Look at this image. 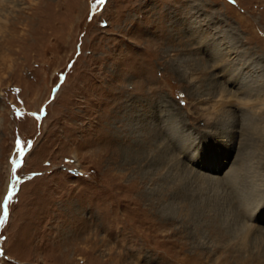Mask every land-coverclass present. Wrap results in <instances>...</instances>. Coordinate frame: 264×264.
Listing matches in <instances>:
<instances>
[{
    "label": "rangeland",
    "instance_id": "1",
    "mask_svg": "<svg viewBox=\"0 0 264 264\" xmlns=\"http://www.w3.org/2000/svg\"><path fill=\"white\" fill-rule=\"evenodd\" d=\"M237 257L264 261V0H0V264Z\"/></svg>",
    "mask_w": 264,
    "mask_h": 264
},
{
    "label": "bare ground",
    "instance_id": "2",
    "mask_svg": "<svg viewBox=\"0 0 264 264\" xmlns=\"http://www.w3.org/2000/svg\"><path fill=\"white\" fill-rule=\"evenodd\" d=\"M223 55H225V54H223ZM230 68L231 67L228 68V66H225L222 69L224 72L220 75V76H223V78H224V80L226 81L227 84L233 83L232 85L237 86L238 89H240L243 86V84L245 86V84H248V82L250 83V81L253 80L252 78L249 79V80H246L247 79L246 76L244 77L243 75L242 76L244 77V79L239 78V76H235V74L232 73V70L230 71ZM237 84H239V85H237ZM246 92H247V90H246ZM219 114L222 115V118H223L222 126L228 127V130L229 129H231V130H235L236 129V128L233 127V123H235L237 121V119H235V118H237L238 116H240V114L234 115L231 110L222 111ZM232 116H234V117H232ZM168 125H169V121L166 122L163 127H166L165 129H166V132H167V136H170V138H171L173 135H172V132H169L170 127H167ZM236 133H239L240 140H241L242 135H243V133H241V130L240 129H236ZM179 150H180V153L184 154V156L188 152L192 151V150H189L187 148V144L186 143L182 144V146L180 147ZM224 173H225L224 182H226L227 184H229L228 186H230V190L233 192V198L235 199V203H236L237 207L240 209V211L242 213L244 224L248 228H252V227L257 226L255 224H253L251 222V220H250V219H252V217L254 218V216H255V210L256 209L247 206V199L244 198V196L241 193H239V190H238V181H237V174H236V166H231V168L229 170H226ZM230 254L231 253L228 254V257H230ZM236 259H239V257H237ZM240 261H241V259H239V261L236 262V264H246L247 263V262H244V261H241V262ZM221 264H223V263H221ZM224 264H225V262H224ZM262 264H264V261L263 260H262Z\"/></svg>",
    "mask_w": 264,
    "mask_h": 264
},
{
    "label": "snow or ice",
    "instance_id": "3",
    "mask_svg": "<svg viewBox=\"0 0 264 264\" xmlns=\"http://www.w3.org/2000/svg\"><path fill=\"white\" fill-rule=\"evenodd\" d=\"M11 198V194L9 195V199ZM5 215H7V209H5Z\"/></svg>",
    "mask_w": 264,
    "mask_h": 264
}]
</instances>
